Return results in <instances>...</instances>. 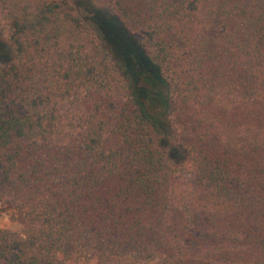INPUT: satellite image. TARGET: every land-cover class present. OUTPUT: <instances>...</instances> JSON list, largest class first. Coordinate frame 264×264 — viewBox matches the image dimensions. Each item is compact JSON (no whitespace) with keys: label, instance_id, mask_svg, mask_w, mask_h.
I'll use <instances>...</instances> for the list:
<instances>
[{"label":"trees","instance_id":"obj_1","mask_svg":"<svg viewBox=\"0 0 264 264\" xmlns=\"http://www.w3.org/2000/svg\"><path fill=\"white\" fill-rule=\"evenodd\" d=\"M89 1L0 0V264H264V0Z\"/></svg>","mask_w":264,"mask_h":264},{"label":"rangeland","instance_id":"obj_2","mask_svg":"<svg viewBox=\"0 0 264 264\" xmlns=\"http://www.w3.org/2000/svg\"><path fill=\"white\" fill-rule=\"evenodd\" d=\"M74 1L78 4L79 11H80L81 15L86 19L87 23L95 28L96 24L90 18V16L93 15V7H92L90 1L89 0H74ZM0 37H1L3 42L7 43L6 42L7 40L3 34L0 33ZM8 59H10V57H9V54L7 53V51L5 53H3L2 55H0L1 61H5ZM161 93L164 96L168 92L166 90H164V91H161ZM0 229L9 230V231H17L18 230L17 224H15V222H13V220H11V217L8 214V212H6L5 210H2L1 208H0Z\"/></svg>","mask_w":264,"mask_h":264}]
</instances>
